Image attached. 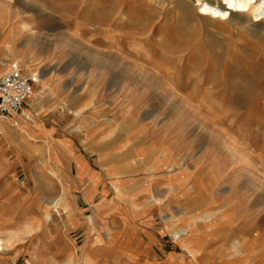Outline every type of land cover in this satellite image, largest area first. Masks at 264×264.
Returning <instances> with one entry per match:
<instances>
[{
  "label": "rangeland",
  "instance_id": "obj_1",
  "mask_svg": "<svg viewBox=\"0 0 264 264\" xmlns=\"http://www.w3.org/2000/svg\"><path fill=\"white\" fill-rule=\"evenodd\" d=\"M9 1L15 10L14 61L37 81L34 103L43 95V79L47 86L52 79L63 85L59 102L69 95L71 105L67 131L86 138L85 150L97 151L104 141L113 144L122 136L137 145L133 134L140 124H148L169 135L174 154L182 155L185 165L193 166L201 156L205 165L222 167L227 178L217 190H228L236 178L229 188L230 203L218 211V223L214 216L197 229L181 214L194 206L167 204L158 206L153 247L142 244L145 237L117 235L115 228L110 237L103 233L98 239L94 221L96 237L78 238L70 223L71 180L52 143L21 134L25 116L0 119V239L5 243L0 264H84L89 256L91 264H225L217 245L209 244L212 237L205 240V254L195 257L184 247L191 235L217 228L227 238L255 234L260 248L239 264H264L263 44L214 24L193 28L192 35L181 9H145L143 0ZM179 25L192 37L182 46L172 39ZM162 83L175 96L163 92ZM181 165L179 159L171 171ZM240 189L246 195L248 231L232 228L234 219L243 216L234 198ZM176 218L182 224L175 226ZM28 229L32 232L25 240L14 238ZM54 231L63 233L67 252L60 250L62 238H55ZM173 233H180L179 241ZM229 243L227 258L233 248L241 250Z\"/></svg>",
  "mask_w": 264,
  "mask_h": 264
},
{
  "label": "crops",
  "instance_id": "obj_2",
  "mask_svg": "<svg viewBox=\"0 0 264 264\" xmlns=\"http://www.w3.org/2000/svg\"><path fill=\"white\" fill-rule=\"evenodd\" d=\"M14 12L12 1L0 0V76L6 73L10 65L15 62ZM44 81L45 79L41 83L44 88L40 91L43 95L38 102L34 103L35 97L27 101L24 107V116L27 119L22 120L25 124L20 126L19 130L21 134H26L30 139H36L45 144L52 143L58 155L57 159L59 158L60 164L66 167V174L71 180L69 188L72 197L68 199L72 207L70 223L72 222L75 232H78V238L96 237L94 225L91 223L94 221L98 224L100 233L96 237L98 239L104 238L103 233L104 236L110 237L112 235L110 230L114 231L115 228L117 235H124L128 232L130 236L140 239L145 237L146 241L143 239L142 244L144 242L153 247L157 233H159L158 228L153 229L159 215V205H182L184 209L194 206L192 212L181 211V214L185 216L184 219L190 226L197 229L205 226L211 217L215 216L214 221L217 223L221 220L218 211L230 203L232 194L229 188L236 177L231 178L228 190H223V192L217 190V185L224 182L223 178H227L223 177L222 167L215 166V164L205 165V161H201V156L193 166L185 165L182 155L174 154L172 149L174 143L169 135L160 134L148 124H140L133 134V138L140 140L137 145L135 144L136 146L130 145L127 138L122 140V136L113 144L104 141L97 151L85 150L86 138L84 141L67 131L70 122L67 114H69L68 109L71 108L68 103L69 95L64 97L67 101L61 104L59 99L60 96H64L61 95L63 85L56 86L55 80L52 79L51 85L47 86ZM74 113L75 116L81 115L79 112ZM114 144L118 146L117 151L116 147L112 149ZM179 159H182L181 167L171 171V167ZM238 193L237 198H234L239 199L237 206L243 211V216L240 220L234 219L235 225L232 228L238 231H248L249 216L245 206L247 204L246 195L242 189ZM28 194L31 196V192ZM232 204L229 208L237 203ZM212 209H216L217 212L205 213ZM177 223L182 224V220L174 219L175 226ZM217 230L218 228L216 232L200 235L195 232L197 234L191 235L184 247L192 256H199V253L205 254V250H208L205 240L207 237H212L209 244L210 246L217 245L216 248L220 250L222 256L220 257L221 262L239 264L248 262L252 256L249 252L255 253V250L259 249L262 244L261 240L257 242L258 239L254 240L257 242L256 248L254 241L243 243L245 239L248 240L255 234H238L227 238ZM54 233H57L55 238H62L60 250L66 249L67 252L68 246L63 240V233L61 231H54ZM179 234H172L176 241L180 239H178ZM0 236L3 235L0 234ZM47 236L51 239L52 233L49 232ZM216 237H218L217 240ZM231 240L234 247L235 241L242 244V249L233 248V256L227 258L226 253L232 248L229 243ZM51 243V241L48 242L50 246ZM40 246L41 243L38 242V248ZM228 260H230L229 263L225 262ZM49 261L48 259L46 262ZM38 264H40L39 261Z\"/></svg>",
  "mask_w": 264,
  "mask_h": 264
},
{
  "label": "bare ground",
  "instance_id": "obj_3",
  "mask_svg": "<svg viewBox=\"0 0 264 264\" xmlns=\"http://www.w3.org/2000/svg\"><path fill=\"white\" fill-rule=\"evenodd\" d=\"M142 3L145 9H181L182 18L189 27V31H192L193 28L199 31L202 28L204 30L208 24H214L221 27L222 30L228 29L235 32L236 35H244L246 39L257 40L264 46V0H195V3L192 0H143ZM175 30L172 39H176V43L179 45L182 46L186 41L192 40L190 34L193 35V31L188 34L180 25L176 26ZM160 87L163 92H171L175 96V92L170 91L168 85L162 83ZM181 101L187 104L185 100ZM31 232L32 230L28 229L22 234L14 235V238L22 237L24 240ZM254 240L255 238L245 239L243 243L247 244V241ZM257 242L254 243L255 248ZM234 243H237L242 249V244L238 241ZM4 246L3 239H0V252L4 250ZM92 258V256L86 257L84 264H91Z\"/></svg>",
  "mask_w": 264,
  "mask_h": 264
},
{
  "label": "built area",
  "instance_id": "obj_4",
  "mask_svg": "<svg viewBox=\"0 0 264 264\" xmlns=\"http://www.w3.org/2000/svg\"><path fill=\"white\" fill-rule=\"evenodd\" d=\"M35 82L33 77L24 73L20 63L10 65V69L0 76V119L24 116V107L35 93Z\"/></svg>",
  "mask_w": 264,
  "mask_h": 264
}]
</instances>
